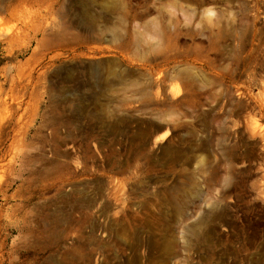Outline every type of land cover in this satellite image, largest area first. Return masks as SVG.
<instances>
[{"label": "rangeland", "instance_id": "obj_1", "mask_svg": "<svg viewBox=\"0 0 264 264\" xmlns=\"http://www.w3.org/2000/svg\"><path fill=\"white\" fill-rule=\"evenodd\" d=\"M0 264H264V0H0Z\"/></svg>", "mask_w": 264, "mask_h": 264}]
</instances>
